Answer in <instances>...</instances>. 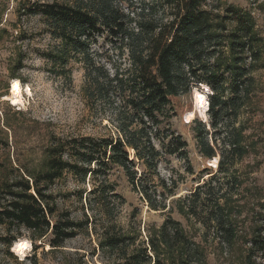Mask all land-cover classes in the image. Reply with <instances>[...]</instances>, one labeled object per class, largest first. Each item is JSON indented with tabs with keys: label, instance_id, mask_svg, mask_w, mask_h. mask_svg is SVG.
<instances>
[{
	"label": "trees",
	"instance_id": "16d2710c",
	"mask_svg": "<svg viewBox=\"0 0 264 264\" xmlns=\"http://www.w3.org/2000/svg\"><path fill=\"white\" fill-rule=\"evenodd\" d=\"M121 2H36L21 8L22 15L43 18L46 33L56 42L43 56L58 66L60 75L69 77L72 61L82 64L85 98L92 110L100 106L113 128L107 136L53 140L44 169L5 182L0 226L7 231L1 237L6 252L13 256L14 243L27 237L23 229L37 251V241L48 239L52 249H59L92 227L98 248L112 259L108 264H207L202 245L171 215L147 228L144 237L139 229L122 228L117 209L124 200L108 178L114 167L122 169L150 209L166 210L176 186L174 180L167 185L160 178L159 166L167 156L188 160L187 142L172 129L173 99L196 90L198 109L206 119L209 115V120H193L198 149L204 158L215 159L218 171H204L211 176L206 180L202 175L198 182L203 183L178 199L179 213L199 221L206 234L230 251L242 243V264H264V224L242 237L236 220L244 183L236 166L255 149L243 124H237L253 99V73L264 68V40L254 18L219 0H150L141 12L131 13ZM101 37L127 51L128 67H107L94 49ZM65 172L93 182L83 220L59 210L52 189Z\"/></svg>",
	"mask_w": 264,
	"mask_h": 264
},
{
	"label": "rangeland",
	"instance_id": "374dc122",
	"mask_svg": "<svg viewBox=\"0 0 264 264\" xmlns=\"http://www.w3.org/2000/svg\"><path fill=\"white\" fill-rule=\"evenodd\" d=\"M54 1L64 3L71 0H0V190L5 182L28 178L29 174L44 169L48 160L47 148L53 140L107 136L113 128L108 117L99 113L100 106L97 104V111L92 110L85 98L82 64L72 61L69 77L60 75L58 66H53L43 56L56 44L46 33L43 18L40 15H22L23 5ZM149 1L122 0L121 5L127 13L141 12ZM219 2L222 6L231 4L250 13L264 40V0ZM94 49L102 53L101 60L110 70L129 65L127 51L121 52L118 44L105 37L99 38ZM253 77V99L242 110L237 124H243L248 143L255 146L236 166L237 175L244 182L237 196L241 214L236 218L242 237L250 236L255 227L264 224V68L256 70ZM14 80L20 82L23 105H14L7 100ZM195 91L190 96L173 99L176 116L171 120L172 129L187 142L188 160L179 155L167 156L159 166L160 178L167 185L175 181V192L168 199V208L159 211L150 209L133 189L124 171L114 167L108 178L116 184L117 192L124 200L117 209V221L126 231L139 229L144 237L147 228L160 226L167 215H171L202 245L207 264H242L245 254L242 243L235 245L232 251L228 250L212 234H206L199 221L180 214L178 210V199L202 184L203 181L198 182L202 175L203 179H209L211 174L204 172L206 169L218 171L217 165H213L215 159L204 158L198 149L193 120H209V115L205 112L206 119L198 109ZM191 114L194 115L192 119ZM106 115L109 116V113ZM65 158L75 161L67 156ZM190 168L193 173L189 172ZM154 180L159 183L158 177ZM92 183L89 176L83 182L73 173L65 172L52 189L59 210L70 212L75 220H83L88 214L85 197ZM81 194L83 200L80 199ZM6 232V227L0 226V264H108V260H112L98 248V239L92 227L66 241L59 249H52L48 239L37 241V251L29 238L30 233L23 229L22 233L27 237L22 239L27 238L32 246L23 254L15 252L12 247L13 256L6 252L7 248L1 241Z\"/></svg>",
	"mask_w": 264,
	"mask_h": 264
},
{
	"label": "bare ground",
	"instance_id": "6f19581e",
	"mask_svg": "<svg viewBox=\"0 0 264 264\" xmlns=\"http://www.w3.org/2000/svg\"><path fill=\"white\" fill-rule=\"evenodd\" d=\"M7 100H10L14 105H23L22 89L18 80L12 82L11 94L7 97ZM31 246L32 243L29 240L19 239L14 243L13 249L15 252L23 254L25 251H28Z\"/></svg>",
	"mask_w": 264,
	"mask_h": 264
},
{
	"label": "snow or ice",
	"instance_id": "6c2138e0",
	"mask_svg": "<svg viewBox=\"0 0 264 264\" xmlns=\"http://www.w3.org/2000/svg\"><path fill=\"white\" fill-rule=\"evenodd\" d=\"M26 246V245H25Z\"/></svg>",
	"mask_w": 264,
	"mask_h": 264
}]
</instances>
